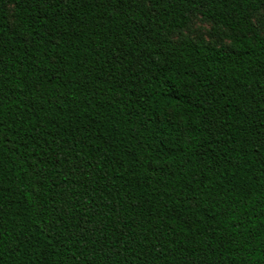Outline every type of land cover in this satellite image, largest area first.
Instances as JSON below:
<instances>
[{"label": "trees", "instance_id": "1", "mask_svg": "<svg viewBox=\"0 0 264 264\" xmlns=\"http://www.w3.org/2000/svg\"><path fill=\"white\" fill-rule=\"evenodd\" d=\"M263 10L0 0V264H264Z\"/></svg>", "mask_w": 264, "mask_h": 264}, {"label": "rangeland", "instance_id": "2", "mask_svg": "<svg viewBox=\"0 0 264 264\" xmlns=\"http://www.w3.org/2000/svg\"><path fill=\"white\" fill-rule=\"evenodd\" d=\"M264 16V10L260 13L259 17ZM184 34L189 35L191 38L202 36L208 43L217 47H227L230 41L226 38V32L214 28L213 24L204 20L200 15H195L192 18L190 28L184 31ZM179 36H174V40H178Z\"/></svg>", "mask_w": 264, "mask_h": 264}]
</instances>
